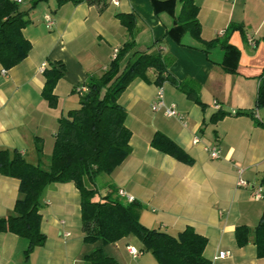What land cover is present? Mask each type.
I'll list each match as a JSON object with an SVG mask.
<instances>
[{
  "label": "crops",
  "instance_id": "obj_1",
  "mask_svg": "<svg viewBox=\"0 0 264 264\" xmlns=\"http://www.w3.org/2000/svg\"><path fill=\"white\" fill-rule=\"evenodd\" d=\"M21 1L23 8L29 6L30 0ZM117 1V5L101 0L57 6L56 0H46L28 12L30 22L22 33L31 43L30 52L6 74L0 65V149L18 150L27 162L37 164V138L43 152L40 162L48 164L57 119L79 105L75 88L89 75H100L114 58L113 49L129 38L116 14L134 13L132 37L137 49L160 41L152 49L170 56L172 76L194 86L203 104L164 81L160 85L164 104H174L182 119L164 117L162 111L151 109L159 88L154 71L148 70V81L133 79L118 97L127 113L130 151L113 172L105 174L100 186L96 183L99 193L118 194L122 189L131 195L140 203L141 223L148 227L176 234L192 226L207 238L202 252L210 264H264L252 236L264 204L253 195L264 172V106H255L264 72V0H194L202 40L186 32L179 44L165 36L180 10L179 0H173L170 10L165 5L154 9L152 0ZM45 15L51 17L52 25L46 26ZM232 25L238 28L231 29ZM216 38L239 50L234 72L222 67L224 50L219 44L204 50V41ZM57 62L65 69L54 88L56 106L51 107L40 95L42 72ZM219 110L226 114L212 120ZM245 110L251 113L235 114ZM157 131L186 151L193 162L152 148L149 144ZM208 146L219 148L218 158L209 156ZM239 178L247 185L238 186ZM18 187L17 178L0 174V216L13 210ZM42 190L40 229L46 240L26 255V237L0 231V264H88L83 254L96 243L83 241L78 189L72 182H52ZM238 224L249 228L248 241L242 245L234 237ZM137 238L127 234L105 244L103 250L120 264H156L150 250L136 257L128 254L127 244L142 246ZM224 249L229 256L214 257Z\"/></svg>",
  "mask_w": 264,
  "mask_h": 264
},
{
  "label": "trees",
  "instance_id": "obj_2",
  "mask_svg": "<svg viewBox=\"0 0 264 264\" xmlns=\"http://www.w3.org/2000/svg\"><path fill=\"white\" fill-rule=\"evenodd\" d=\"M42 1L30 0L29 6L23 8L11 0H0V65L9 69L19 64L30 52L31 43L22 33L30 20L28 12ZM57 6L64 3L77 4L82 1L99 3L101 0H56ZM181 7L174 17L173 25L166 30L165 36L176 43H181L182 34L189 32L196 40H202L200 23L197 18L198 8L194 0H179ZM154 9L160 6L172 7L173 0H152ZM170 10V9H169ZM120 19L128 33V39L116 51L108 66L100 75H89L82 85L85 90L79 95V105L69 109L59 119L54 133L52 152L47 165L41 163V141L36 138V151L39 157L37 164L29 163L18 150L0 149V174L19 180V198L13 203V210L0 216V231H9L28 239L26 255L35 246L43 245L46 234L40 229L42 189L52 182H72L80 195V228L83 230V241L96 245L83 256L88 264H120L113 255L105 253L103 246L107 243L134 234L142 246L141 251L150 250L156 258V264H210L202 250L207 238L188 225L176 234L159 227H148L139 219L140 203L128 201L119 194L99 193L96 178L100 173L109 174L119 166L130 151V129L125 124L127 115L119 105L121 91L135 78L148 81V70L154 71V82L159 86L164 81L174 84L187 97L196 103L200 99L194 86L177 80L169 70L171 58L161 50L152 49L160 41H155L146 49H137L133 36L136 17L134 13L119 12ZM238 28L237 25L230 26ZM220 45L224 50L222 67L228 72L236 70L239 50L226 40L211 39L204 41V50ZM63 63L54 66L49 63L43 69V87L40 95L52 106H56L57 96L54 88L57 80L62 78ZM260 82L255 106H264V72ZM251 113L236 111L235 114ZM226 114L216 111L212 120ZM152 148L171 155L179 161L191 164L192 157L186 151L161 132H155L151 138ZM264 200V172L260 179ZM249 228L245 224L235 227L234 237L237 244L248 241ZM253 241L256 254L264 256V204L261 215L253 229Z\"/></svg>",
  "mask_w": 264,
  "mask_h": 264
},
{
  "label": "built area",
  "instance_id": "obj_3",
  "mask_svg": "<svg viewBox=\"0 0 264 264\" xmlns=\"http://www.w3.org/2000/svg\"><path fill=\"white\" fill-rule=\"evenodd\" d=\"M11 1H15L17 3H21L22 1L21 0H11ZM229 1V0H228ZM111 2L115 5L118 4V1L117 0H111ZM45 20H46V26H49V25H52V19L49 15H45ZM252 42V40H250ZM117 49H113V56L115 57L116 56V51ZM7 70L6 69H1V73L2 74H6ZM161 86H159V88L157 89V100L156 102H153L152 105H151V109L153 111H162L163 114H164V117H178L180 119H182L181 117V113L176 109L175 105L174 104H164V99H163V91L161 90ZM77 90L79 92H83L85 90V88L81 87V86H77ZM214 102V105L216 107H218V104L217 102L213 101ZM194 142H198V138H195L194 139ZM206 151H208L209 153V156L211 158H218L219 154H220V151H219V148L217 146H208ZM237 185L238 186H245L247 185V182H245L244 179L242 178H239L238 181H236ZM253 195H255V197L257 198H262V194H263V188L262 186L259 184L257 185L256 187H254V191H253ZM118 194L120 196H123L126 198L127 202L128 201H134L133 200V197L131 195H126V193L122 190V189H119L118 190ZM127 249H128V254L129 255H132L134 257H136L138 255V253L142 252L140 248H138L137 246L133 245V244H127L126 245ZM230 255V251L227 250V249H224V250H218L217 254L214 256V257H227Z\"/></svg>",
  "mask_w": 264,
  "mask_h": 264
},
{
  "label": "rangeland",
  "instance_id": "obj_4",
  "mask_svg": "<svg viewBox=\"0 0 264 264\" xmlns=\"http://www.w3.org/2000/svg\"><path fill=\"white\" fill-rule=\"evenodd\" d=\"M28 159V158H27ZM29 160V159H28ZM105 177V174H103V173H100V175L97 177V179H96V183L97 184H99V186L101 185V179H103ZM99 186L97 185V188H99ZM101 188H99V190H100Z\"/></svg>",
  "mask_w": 264,
  "mask_h": 264
}]
</instances>
